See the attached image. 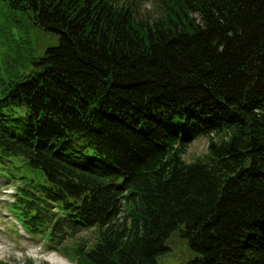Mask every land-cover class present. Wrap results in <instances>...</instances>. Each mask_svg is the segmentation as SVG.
<instances>
[{"label": "trees", "instance_id": "1", "mask_svg": "<svg viewBox=\"0 0 264 264\" xmlns=\"http://www.w3.org/2000/svg\"><path fill=\"white\" fill-rule=\"evenodd\" d=\"M152 2L0 0L21 39L4 71L25 70L0 77V174L40 176L18 221L58 244L95 230L76 264H158L174 232L181 264H264V0ZM34 28L56 39L39 55Z\"/></svg>", "mask_w": 264, "mask_h": 264}, {"label": "rangeland", "instance_id": "2", "mask_svg": "<svg viewBox=\"0 0 264 264\" xmlns=\"http://www.w3.org/2000/svg\"><path fill=\"white\" fill-rule=\"evenodd\" d=\"M135 2L136 4L133 5L138 11V16L151 18L156 14V7L152 0H135ZM3 20L0 16V77L15 79L25 70L18 64L7 73L4 67L18 54L17 45L21 44V39L16 27L12 29V36L10 32H6L7 30L4 31ZM29 35L31 46L37 55L41 54L46 46L56 41L53 35L35 28ZM207 150L208 139L203 136L198 137L189 144L182 158L189 162L195 157L205 155ZM13 163L16 166L15 175L7 177L0 174V261L9 264H57L50 261L57 258L65 264H76L73 258L74 249L79 243L91 245L95 240V230L83 229L74 238H68L62 244L55 243L47 233L31 234L24 230L16 216L17 209L13 207L15 191L23 184L20 181L22 174L36 180H40V176L27 170L20 160L16 159ZM166 246L167 252L158 258V264H181L194 256L185 239L178 232H174L166 240Z\"/></svg>", "mask_w": 264, "mask_h": 264}, {"label": "bare ground", "instance_id": "3", "mask_svg": "<svg viewBox=\"0 0 264 264\" xmlns=\"http://www.w3.org/2000/svg\"><path fill=\"white\" fill-rule=\"evenodd\" d=\"M54 255V254H53ZM55 259H57V258H54V259H50V261L52 262V263H57V264H65L64 263V261H62V260H60V259H57V260H55Z\"/></svg>", "mask_w": 264, "mask_h": 264}]
</instances>
